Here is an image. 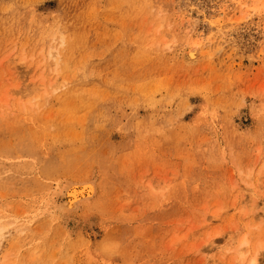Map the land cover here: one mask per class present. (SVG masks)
Returning <instances> with one entry per match:
<instances>
[{"label": "rangeland", "instance_id": "obj_1", "mask_svg": "<svg viewBox=\"0 0 264 264\" xmlns=\"http://www.w3.org/2000/svg\"><path fill=\"white\" fill-rule=\"evenodd\" d=\"M263 167L264 0H0V264H264Z\"/></svg>", "mask_w": 264, "mask_h": 264}, {"label": "bare ground", "instance_id": "obj_2", "mask_svg": "<svg viewBox=\"0 0 264 264\" xmlns=\"http://www.w3.org/2000/svg\"><path fill=\"white\" fill-rule=\"evenodd\" d=\"M186 53L189 59H193L195 58V56H197L196 50L193 47L189 48L188 51H186ZM263 180H264V167L261 168L258 172V177H257L258 186L262 184ZM61 184H62V187L60 188V190L59 191L57 190V192L55 191L54 193V196H55L54 198L56 200V208L58 212L60 213L59 215H61L64 218L63 220L65 221L66 224L74 225L77 222V219L74 216V212L75 211L77 212V210L81 207L82 204L89 202V200L94 198L96 194L95 177H93V174L91 173V174H88V176L84 178H80L78 180L77 179L69 180V178H67L64 181V183H61ZM244 199L245 198H242V200ZM253 202L256 206L257 202L255 200H253ZM262 210L264 211V209ZM253 217L256 219H259L260 222L263 221L264 219L263 214H259V213H254ZM248 243H249L248 239H243L239 243L238 248H236L237 257L241 264L243 263V261H245L246 255H247L246 251L243 252L241 249H243V247H246ZM248 264H256L255 255H253L249 259Z\"/></svg>", "mask_w": 264, "mask_h": 264}]
</instances>
